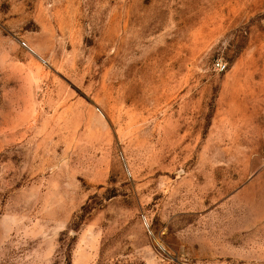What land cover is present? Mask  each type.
Here are the masks:
<instances>
[{"label":"rangeland","instance_id":"obj_1","mask_svg":"<svg viewBox=\"0 0 264 264\" xmlns=\"http://www.w3.org/2000/svg\"><path fill=\"white\" fill-rule=\"evenodd\" d=\"M0 264H264V0H0Z\"/></svg>","mask_w":264,"mask_h":264},{"label":"built area","instance_id":"obj_2","mask_svg":"<svg viewBox=\"0 0 264 264\" xmlns=\"http://www.w3.org/2000/svg\"><path fill=\"white\" fill-rule=\"evenodd\" d=\"M217 70L220 72H224L226 70V66L223 64H217Z\"/></svg>","mask_w":264,"mask_h":264}]
</instances>
